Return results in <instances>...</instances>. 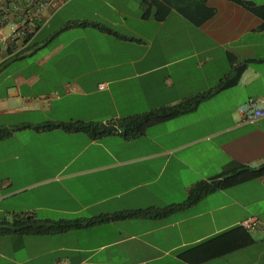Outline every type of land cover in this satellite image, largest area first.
<instances>
[{"label": "crops", "instance_id": "obj_1", "mask_svg": "<svg viewBox=\"0 0 264 264\" xmlns=\"http://www.w3.org/2000/svg\"><path fill=\"white\" fill-rule=\"evenodd\" d=\"M201 1L156 20L142 17L141 0H63L30 50L0 63V125L15 129L0 139V224L18 213L58 221L163 208L235 165L264 164V117L243 123L239 112L264 98L262 19L231 0ZM81 21L118 35L67 26ZM243 63L239 80L216 90ZM209 91L194 110L136 137L34 128L107 123ZM251 217L264 223V175L163 218L0 235V264H264L262 227L249 230L251 244L216 258L182 256Z\"/></svg>", "mask_w": 264, "mask_h": 264}, {"label": "trees", "instance_id": "obj_2", "mask_svg": "<svg viewBox=\"0 0 264 264\" xmlns=\"http://www.w3.org/2000/svg\"><path fill=\"white\" fill-rule=\"evenodd\" d=\"M198 0H141V11L143 18L154 17L156 20H164L169 12L173 8H180L185 10L187 6L197 4ZM208 1L203 0L201 2ZM244 9L257 15L262 19L260 28L264 29V4H256L249 0H231ZM203 22V21H202ZM77 25H92L102 31L118 35L111 28L106 27L96 22H74ZM26 53H21L13 58L20 57ZM231 65L236 61L235 57L229 55ZM245 68V63L238 67H233V72L223 80L216 90L226 88L231 84L236 83L241 73ZM214 92H205L184 101L170 106H164L159 109L151 110L142 114H137L121 119L108 121L107 123L101 122H81V121H69V122H58L49 121L44 124L34 126L39 130H50L55 128H61L66 131L76 132L81 131L88 134L91 138H100L104 135L113 133H122L126 137H136L144 135L147 129L155 124L165 122L173 119L181 114L194 110L199 103L204 99L211 96ZM15 129L8 128L0 125V139L7 138L10 136ZM264 175V164L259 167H250L245 165H235L225 173L222 174L220 179L213 180H202L192 186L188 192L186 200L178 204H172L163 208L157 209H137L127 210L122 212L113 213L110 215H101L91 219H75V220H42L35 216L34 213H18L14 215L12 222L5 221L0 224V235L15 233L20 235H44V234H56L68 231L74 228L88 227L98 222H105L111 220H124L129 218H163L171 213L183 210L201 199L206 194H209L217 189H228L238 184L244 183L249 180L259 178ZM237 238L235 240H225L222 244L219 243L222 239L227 237ZM254 241L249 230L241 225H238L230 230L224 231L214 237L201 242L192 248L182 253L183 258H187L194 262H201L216 258L235 248H241L251 244ZM221 244V245H220ZM190 253V254H188Z\"/></svg>", "mask_w": 264, "mask_h": 264}, {"label": "built area", "instance_id": "obj_3", "mask_svg": "<svg viewBox=\"0 0 264 264\" xmlns=\"http://www.w3.org/2000/svg\"><path fill=\"white\" fill-rule=\"evenodd\" d=\"M63 0H0V63L31 48L33 38L46 13L53 14ZM243 123L264 117V98H249L239 107ZM248 230L262 227L256 217L242 221Z\"/></svg>", "mask_w": 264, "mask_h": 264}]
</instances>
